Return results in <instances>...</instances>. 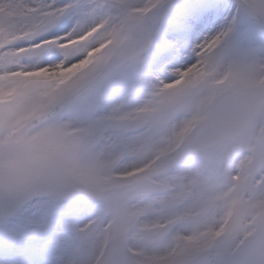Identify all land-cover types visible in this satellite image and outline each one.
Wrapping results in <instances>:
<instances>
[{
    "label": "snow or ice",
    "instance_id": "1",
    "mask_svg": "<svg viewBox=\"0 0 264 264\" xmlns=\"http://www.w3.org/2000/svg\"><path fill=\"white\" fill-rule=\"evenodd\" d=\"M0 264H264V0H0Z\"/></svg>",
    "mask_w": 264,
    "mask_h": 264
},
{
    "label": "rangeland",
    "instance_id": "2",
    "mask_svg": "<svg viewBox=\"0 0 264 264\" xmlns=\"http://www.w3.org/2000/svg\"><path fill=\"white\" fill-rule=\"evenodd\" d=\"M135 2L139 3L140 0H135ZM75 43L73 42V44ZM71 46L73 45H68L65 47H71ZM84 66L85 65L81 64V65H75L68 70L58 68L54 72H49L48 70H44L40 72L28 73L27 75H23L22 79L26 81H30L32 79H44V80L62 79L63 81H67V80L72 79L78 73V71H80ZM177 86L178 85H173V86H169V88L171 89Z\"/></svg>",
    "mask_w": 264,
    "mask_h": 264
}]
</instances>
